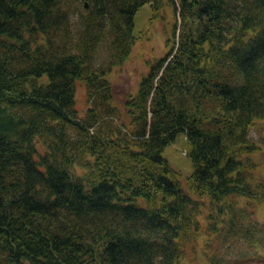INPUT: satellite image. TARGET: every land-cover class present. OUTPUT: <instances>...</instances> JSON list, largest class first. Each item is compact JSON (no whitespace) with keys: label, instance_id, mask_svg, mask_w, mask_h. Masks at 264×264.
I'll use <instances>...</instances> for the list:
<instances>
[{"label":"trees","instance_id":"trees-1","mask_svg":"<svg viewBox=\"0 0 264 264\" xmlns=\"http://www.w3.org/2000/svg\"><path fill=\"white\" fill-rule=\"evenodd\" d=\"M166 1L176 41L118 100L134 15ZM256 120L264 0H0V264H179L199 238L206 264L263 261Z\"/></svg>","mask_w":264,"mask_h":264},{"label":"rangeland","instance_id":"rangeland-1","mask_svg":"<svg viewBox=\"0 0 264 264\" xmlns=\"http://www.w3.org/2000/svg\"><path fill=\"white\" fill-rule=\"evenodd\" d=\"M160 14L152 18V12L148 4L142 5L134 15L133 34L136 40L133 43L128 58L119 66H113L111 72L105 77L112 83V90L118 100H122L126 94H133L137 91L141 77L147 72V60L161 58L176 41L173 38L172 27L175 21L174 11L166 1L160 10ZM106 52L101 50L100 58L105 57ZM75 107L79 114H84L87 106L85 91L79 83L76 86ZM116 103V100H113ZM121 102V101H120ZM121 109V104H119ZM249 138L257 142L259 150L250 153L249 157L255 162V179L264 182V120H256L249 131ZM189 144L185 140L183 133L166 146L162 153L167 163L177 174L178 180L185 184L186 177L192 171V163L189 158ZM185 187V185H184ZM255 219L264 224V202H260L255 209ZM264 236V229L262 231ZM203 238H199L195 243V251L188 250V255L179 264H206L201 246ZM264 241V240H263ZM263 247L261 253L264 258V242H260ZM193 245V246H194ZM250 264H264V260L258 262L252 260Z\"/></svg>","mask_w":264,"mask_h":264}]
</instances>
